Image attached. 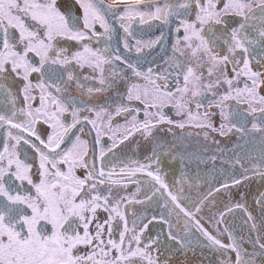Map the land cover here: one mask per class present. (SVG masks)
<instances>
[{
    "label": "snow or ice",
    "instance_id": "snow-or-ice-1",
    "mask_svg": "<svg viewBox=\"0 0 264 264\" xmlns=\"http://www.w3.org/2000/svg\"><path fill=\"white\" fill-rule=\"evenodd\" d=\"M116 25L134 58L95 46ZM165 30L170 50L149 59ZM233 136L243 143L222 147ZM137 137L151 151L121 161ZM192 137L214 153L197 159L232 170L196 198L184 195L202 185L185 171ZM250 142L258 154L235 151ZM253 178L264 181V0H0V264H170L163 235L183 252L203 246L194 232L219 264H264V191L259 221L243 192L214 211L215 195ZM145 204L167 216L143 223ZM237 210L251 251L226 226ZM153 222L166 227L149 235Z\"/></svg>",
    "mask_w": 264,
    "mask_h": 264
},
{
    "label": "flooded vegetation",
    "instance_id": "flooded-vegetation-1",
    "mask_svg": "<svg viewBox=\"0 0 264 264\" xmlns=\"http://www.w3.org/2000/svg\"><path fill=\"white\" fill-rule=\"evenodd\" d=\"M70 3L74 4V0H69ZM63 6V0H62ZM73 12L78 14V5H75L72 8ZM116 30L112 34L111 41H107L102 39L99 45H94L103 48L106 44H110L111 48L114 50L117 47H120L122 54L130 56V58H134L135 54H129L124 52L123 46L121 43V37L123 36V32L119 29V26H115ZM99 31H102L98 29ZM160 26L154 25L151 30H143L140 31L139 28L137 29V36L142 39H150L154 38L155 35H159ZM166 39L162 41V45L164 47V51H161L160 46H157L155 49L148 54V58L150 59L153 56H156L158 60L162 59L163 56L170 50L171 46V36L168 34V31L165 30ZM134 43V41H130ZM218 120V117L216 118ZM88 129H85V133H87ZM179 132V130H177ZM94 135V134H93ZM163 135V134H162ZM167 139H171V136L166 137ZM137 139L126 141L123 145H121L117 150L116 154L120 157L121 161H127L131 159H136L141 162L144 161V157L149 154L151 151V144L140 141L137 144ZM192 143L186 149V152H191L194 155L191 157L190 162L188 160L185 161V171L188 172L189 176H195L196 173H199L202 178V185L197 191L193 189L191 191L188 190L187 186H185L184 195L188 196L191 195L193 198L197 196L204 195L210 188L218 186L220 183H223L226 179L232 175V170L228 169L227 165H221L219 159L215 162V166L210 159H205L202 163L200 159H197V156L200 157H210L213 155V151L209 150L207 153H204L202 150L198 151V146L196 144V138H191ZM233 143H243V141H237L236 137L233 136L231 141H224L222 143V147L231 148ZM214 147V146H213ZM260 150V145L255 142H250L245 144L242 148H237L235 151H239L243 153H256L258 154ZM232 155V153H229ZM112 163H116V161H112ZM177 168L179 166V161L176 162L175 165ZM164 167L167 170L168 164L167 160L164 162ZM224 168L225 171L222 173L221 168ZM118 171V169H117ZM238 174V172L236 173ZM169 183H172V177H168ZM18 185L19 182H16ZM135 190V185H129L128 192H132ZM178 190V188H177ZM264 191V181L260 180L259 178H253L251 180L245 181L239 188H232L230 189L231 197L226 193H220L213 197L216 202L217 208L214 211H222L224 206L229 202L231 199L232 202H236L239 200V193L243 192L245 194L244 203L248 206L249 210L252 214L257 218L259 221L260 219V209L257 207L255 200L258 197L259 193ZM123 192V190H121ZM162 203V201H161ZM135 211L137 216H145L146 218L143 220V223H147V219L151 218L153 214L159 215L162 211L164 215L167 216L166 210H162L157 204H145V205H135ZM205 216L210 215L208 207L204 208ZM106 214L101 213V219L105 217ZM132 217L129 218L131 222ZM244 217L243 214L237 210L234 215H229L225 217L226 226L233 232V235L237 238L238 242L241 243L242 247L247 249L248 251L252 250L251 244L249 241L254 237L252 234L249 233L247 226L243 222ZM141 223V221H137ZM172 222L175 224V219H172ZM142 226V224H141ZM166 226L160 223L153 222L149 225L148 234L155 235L157 232H160ZM182 232V228H181ZM240 237H243V240H240ZM193 240L200 239V244L203 245L198 246L196 244L193 245V250H184L183 252L178 250V246H174V242L168 241L166 234L162 237L161 242V250L165 253V255H171L172 259L170 264H219V258H221V253H218L215 249L207 246V241L203 240L199 237L198 233H193L192 236ZM225 243H227V236L224 235L221 237ZM233 259H234V254Z\"/></svg>",
    "mask_w": 264,
    "mask_h": 264
}]
</instances>
